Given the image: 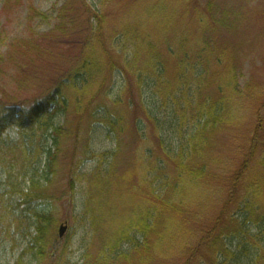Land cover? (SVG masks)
I'll use <instances>...</instances> for the list:
<instances>
[{"label": "rangeland", "instance_id": "obj_1", "mask_svg": "<svg viewBox=\"0 0 264 264\" xmlns=\"http://www.w3.org/2000/svg\"><path fill=\"white\" fill-rule=\"evenodd\" d=\"M160 1L166 2L167 7L178 8V24L171 27L172 21L166 24L149 18L140 32L166 36L159 49L167 61L170 78L178 74L181 54L173 52L180 48L181 41L187 44L184 50L194 56L184 62L181 82L159 89L158 84L157 87L152 84L157 61L153 58L150 60L153 63L147 66L142 58L133 62L132 57L135 50L153 44L146 45L145 41L139 48L132 45L137 42L132 39L135 32L126 29L119 17L139 8L150 10ZM84 2L92 6V13ZM208 5L212 8L211 15ZM95 14L104 17L105 23L95 18L97 35L91 40L90 27ZM138 20L145 22L147 18ZM207 35L212 37L210 47L216 49V54L210 58L211 62H206L210 59L198 62L193 59V52L201 49ZM175 36L180 38L177 43ZM83 59L93 61V65H89L85 76L72 89L66 90L68 111L44 117L41 120L44 126L35 133L44 147L39 149L40 159L30 164L39 169L38 181L45 183L47 175L51 180L50 184L45 183L48 199L39 203L42 208L54 209L51 213L54 221L47 228L44 241L38 242L39 247L57 248L58 253L65 249V259L73 264H81L88 253L94 254L98 239L93 243L92 223L86 220L89 215L84 212L86 207L96 205L87 202L88 184L74 183L76 173H91L101 156L108 161L117 151L118 143H121L115 155L118 171L144 169L149 162L144 152L150 153L154 161L156 153L160 154L162 138L156 133L154 119L148 118L144 110V104H151L164 118L166 128L176 129L171 134L167 132L163 141L176 146L184 140L185 155H194L193 163H206L218 181L212 177L208 183L215 190L207 185L204 188L210 192L209 197L193 194L190 189L182 192L187 202L192 201L183 210L184 216L177 211L173 215V232L166 233L168 228L161 224V231H151L140 259L135 257L141 252H133L134 247L127 244L124 248L128 249L130 261L122 264H264V221L260 220L264 219V0H0V102L33 104L54 92ZM112 60L115 63L111 67ZM200 73L205 75L203 81L197 79ZM185 87L191 94L200 91L207 109L211 106L208 99H219L221 87L224 90L221 106L225 103L223 108L227 111L225 121L223 115L221 121L216 120L217 124L208 126L206 113L197 112V108L184 115L181 109L185 101L179 92ZM172 92L178 95L179 107ZM221 106L217 102L216 111ZM155 119L158 123L160 118L156 115ZM179 120L182 128L175 126ZM136 121L145 122L146 128L140 135L136 132ZM57 126H66L67 131L57 137L60 150L55 173L48 174L46 152L49 147H57L51 136ZM198 128L203 131L199 135L202 145L191 152L188 138ZM34 137L33 131L21 132L13 126L0 145V216L4 210L9 215L0 223V264H15L25 251L24 260L29 263L38 251L28 250L37 236L36 217L20 209L8 213L7 207L21 200L19 189L31 187L26 177L32 178V172L26 173L34 166L21 169L24 161L21 148L16 145ZM132 160L135 164L128 169ZM164 163L172 184L177 185V171L169 161ZM147 169L154 179V164ZM12 171L19 176L17 181L8 178ZM158 175L159 183L163 182L162 175ZM143 179L140 174L132 175V181L142 183ZM233 182L238 184L234 198L229 187ZM258 186L263 187L261 203L252 193ZM179 187L180 184L174 187V200L179 197ZM249 195L258 200L252 202ZM250 204L255 205L254 210H250ZM123 213L127 216L125 210ZM17 217L22 220L13 222ZM65 220L69 229L59 237V226ZM225 247L227 253L222 252Z\"/></svg>", "mask_w": 264, "mask_h": 264}, {"label": "trees", "instance_id": "obj_2", "mask_svg": "<svg viewBox=\"0 0 264 264\" xmlns=\"http://www.w3.org/2000/svg\"><path fill=\"white\" fill-rule=\"evenodd\" d=\"M154 14L155 17H157V20H161L163 23L165 22L168 24L170 21L177 20V14L172 15L170 13L169 7L167 5H157L152 6L150 9ZM208 12L211 15L212 8L211 5H208ZM95 18L100 19L98 14L94 15V19L91 21L92 27H95L96 22ZM127 29V28H126ZM130 29V28H128ZM95 34V33H94ZM212 41L211 35H207L204 38L203 44L201 46V49L193 52L195 54L196 61L204 62L212 57H215L216 49H211L210 44ZM207 45H205V44ZM187 47V44L183 41H181L180 48L173 52L176 55L181 54L180 61L177 65L178 68V74L175 78H170L168 73V64L167 61L163 59L162 51L158 47H154L153 45H150L149 47H143L142 50L138 49L135 50L132 55L133 62L137 61L138 59L142 58L144 64L147 66L151 65L153 62H150L151 59H155L157 61V71L155 79H152L153 86L158 88H168V87H174V83L179 81L181 82L183 79V75L181 74L183 72V66L184 62L191 59L192 56L189 51L184 50V48ZM149 49V50H148ZM160 51H159V50ZM147 50L149 53H147ZM154 51V52H153ZM197 52V53H196ZM173 53H170V56H173ZM202 57V59H201ZM217 59H220L219 56H216ZM161 59V60H159ZM213 60V59H212ZM211 59L206 62H211ZM93 61H90L89 59H83L82 61H79L81 63V67H83L82 72H80L79 69H75L76 67H73L67 74V77L65 79H62L60 84L56 87L54 92H51L49 94H45L42 96V99H36L33 104L26 105L22 103H2L0 102V132H2L3 128L11 125L16 126L20 129L21 132H28L29 130L35 133L38 132L40 127L44 126L43 122L41 121L44 117L52 116L54 113H58L61 111H68V100L66 96V90L72 89L73 85H76L78 83V79L82 76L84 77L89 69V65L92 64ZM90 65V66H91ZM196 70L195 67L191 69L192 72ZM198 71V69H197ZM128 75V73H127ZM149 78V77H147ZM152 77H150L151 80ZM205 78V75L200 73V75L197 77L199 81H203ZM170 80L172 83H170ZM156 81V83H155ZM63 82H65V90L64 93L61 89ZM188 87V86H187ZM187 87L182 88L181 92H179V96H181V100L185 101V105L182 107V112L185 115L188 111L196 109L199 113H206L204 115H207L208 121L207 125L210 126L211 124H217L216 120L219 119L221 121V117H223V121H225V115L227 113L226 109L223 108L225 103L222 104L221 102L223 99V89L220 87V97L217 101L208 99L210 101V108H206L207 101L201 98L200 91L193 92V94L189 93L187 91ZM160 89V88H159ZM176 88L172 89V91L176 90ZM172 95L176 98V104L179 107L178 103V95L175 92H172ZM160 98V97H159ZM163 100L160 98V101ZM164 101V100H163ZM221 106L216 111V104ZM149 103V102H148ZM150 104V103H149ZM198 104V107L196 105ZM145 112L148 116V118L154 119V122L156 124V133L161 136L162 143H160V149L165 148H172L173 146H168V141H163V138H166V133H170L171 131H174L176 129L170 130L169 127L166 128V122H162L161 119H159L158 123L155 119V116L157 115V109L155 106L144 104ZM159 111V110H158ZM156 112V113H154ZM176 112V109H175ZM217 113V115H216ZM177 114V112H176ZM209 114V115H208ZM178 116V115H177ZM178 128H182V125L180 123V120L176 125ZM136 132L143 133V129H145V122L142 121H136L135 123ZM50 130V129H49ZM48 130V131H49ZM67 129L66 126H57L55 129H52L51 136H53L54 142L57 147L53 148H47L46 152V166H48L50 173H55L54 166L56 165V158L57 154L60 150V146L58 145L57 137L64 135L66 133ZM124 132L123 129L120 130V132ZM202 132L200 131V128H198L195 133L191 134V140L188 141L190 143L191 152L195 149H198L200 145H202V141L200 139V136H202ZM171 134V133H170ZM200 135V136H199ZM181 141L179 145H176L178 147H181L180 152H176L173 155L170 154H160L155 152V149H152L153 155L156 153L154 161L152 160V155L150 153H143V156L149 159V162L145 165L144 172H136L132 171V169L128 170L123 178V181L121 183L115 182V175L117 172L116 169V161L113 163V165L109 168V170L103 175V177L100 180V184L97 186H91L89 183L88 187L89 190L87 192V202L93 203V205H96L94 207H87L90 209L88 215L93 217V223L96 227H98L99 230L103 232L100 239V244L95 246L96 249L94 254L88 253L86 255L85 260L81 264H122V261H126L129 263V252L128 249H125L124 247L128 244L129 248L132 245L134 247L132 249L133 252H141V254L137 255L135 259L141 257L143 254L146 242L149 243L150 240V233L154 229H161L159 228V225H163L164 227L168 228L165 230L166 233L170 234L173 232V221L172 217L176 216L177 213L181 216H184V209L189 206L186 197H182V193H180V189L178 190L179 197L177 200H174V195L176 191L174 190V187L179 185L180 186L183 183H186V181L192 182L193 179H199L201 174L208 171L206 167V163L203 161L201 163H193L192 159L193 156L191 153L185 155L182 143ZM2 142L0 141V145ZM121 144V143H120ZM199 146L197 147V145ZM182 145V146H181ZM18 147L21 149V158L24 161V166L21 168L27 169L28 166L32 164V162L36 159L39 160V149L42 146L41 143H35L34 139L26 141L25 139L17 142ZM35 146H38L37 152H35L34 148ZM30 148V149H29ZM159 149V148H157ZM119 151V148L114 153V155H117ZM159 151V150H158ZM190 151V150H188ZM155 152V153H154ZM28 156V157H27ZM165 162L169 161L170 163L174 164V169L177 171L179 175V182L177 185H173L171 178L169 175L165 172L166 171V165ZM31 163V164H30ZM35 163V162H34ZM154 164V167L156 168V171L154 173V179L150 178V174L146 171L148 166ZM13 166V165H12ZM34 168L31 171H28L26 174H30L32 172L33 177L30 178L31 180V187L29 190L25 189H19V195L21 197V200H19L17 203H12L7 206L10 210L13 209L14 212L17 209H20L22 211H29L32 212L33 215L36 217V220L38 222V226L36 228L37 236H35V243H32V247L28 250L37 251V254L35 253V256L33 260H31L29 263H26L24 260V255L26 254L25 251L19 258L16 260L15 264H49V261L54 257L56 258L58 256V249L57 248H50L45 247L44 245H41L39 247L38 242L44 241V237L46 235L47 228L50 227L51 223L54 221V217L52 214H48L45 212H41L36 209L39 204H37L38 200L42 199L46 196L42 195L38 192L44 191L46 188V184H50V178L49 176H45V183L40 182L37 180L36 174L38 173L39 169L35 168V165H32L31 167ZM14 166L12 167V170H14ZM20 169V170H21ZM141 175L144 177L142 183H138L137 187L133 186L137 191L131 192L127 194L126 191H124L126 185L130 183H134L136 181H132V175ZM162 175L163 182L159 183L160 175ZM129 175V177L126 179V176ZM131 175V177H130ZM233 184H235L233 182ZM158 187L157 189H155ZM143 188L142 190H140ZM180 188V187H179ZM230 192H232V196L236 194L235 188H230ZM263 187L258 186L252 190V193H254L258 199L262 195ZM232 198V197H231ZM230 198V200H231ZM234 198V196H233ZM249 199L252 200V202L257 201L258 199H253L252 196H248ZM138 202H141L138 204ZM260 202V199H259ZM174 203H176L174 205ZM179 203H181L179 205ZM261 203V202H260ZM121 205V208H118L117 205ZM186 205V206H184ZM255 205H249L250 210H254ZM130 208V209H129ZM125 210L124 215L123 211ZM252 212V211H251ZM253 213V212H252ZM114 215L117 217H114ZM129 215V216H128ZM7 216H9L6 212V210L3 211V214L0 216V220L7 219ZM11 216V215H10ZM112 220H109L111 219ZM117 219L118 224L112 223L111 221H114ZM162 219V220H161ZM22 218L17 217L13 218L12 221H21ZM261 221H264V219L260 218ZM163 221V222H161ZM140 225V226H139ZM118 226V229L114 231V228ZM139 226V228H138ZM139 229V232H136L135 230ZM136 232V234H135ZM148 237V238H147ZM46 245V244H45ZM49 246V245H46ZM60 255L56 262L53 264H73L72 261L68 258L65 259V249L61 250L59 252Z\"/></svg>", "mask_w": 264, "mask_h": 264}, {"label": "bare ground", "instance_id": "obj_3", "mask_svg": "<svg viewBox=\"0 0 264 264\" xmlns=\"http://www.w3.org/2000/svg\"><path fill=\"white\" fill-rule=\"evenodd\" d=\"M85 3V2H84ZM164 3H166V2H159L158 3V5L159 4H161V5H164ZM86 4V8H88V10H89V12H93V8H92V6L91 5H88L87 3H85ZM152 6H154V5H152ZM155 6H157V4L155 3ZM141 7V6H140ZM150 7H145V8H139V9H137V11L136 12H134V13H131V11H127L126 13H124V14H122L119 18L120 19H123V25L125 26V28H130V31L132 32V33H134L135 32V34H133L132 35V39L133 40H136L137 42H133L132 43V45H134V46H138V48L140 47V45H143V44H145V41H146V45H149V44H153V46L154 47H158L159 48V46H162L163 44H164V42H165V40H166V36L164 35V37H159V35H157V34H153V35H149V34H142V32H140V27L142 26V25H144L145 23H147L148 21H149V18L150 19H157V17H155V14L151 11V10H148ZM169 10H170V13L172 14V15H174V14H177V12H178V8H174L173 6H169ZM139 17L140 18H142V19H146L147 18V20L145 21V22H141V21H139L138 19H139ZM101 18V17H100ZM97 19V18H96ZM95 19V20H96ZM99 22L100 23H102V24H104L105 23V20H104V17H102L101 19H99ZM178 24V22H176V21H174V20H172V22H171V24H170V26L172 27V26H176ZM100 27V26H99ZM101 28V27H100ZM147 28V27H146ZM146 28H142L143 29V31L146 29ZM97 29V25L95 26V27H90V32L91 33H93V35H92V38H91V40H93V37H95L96 35L94 34V33H97L96 30ZM95 35V36H94ZM141 36H143V38H141ZM176 37V39H174L175 40V42L177 43V41L180 39L178 36H175ZM90 38V37H89ZM178 38V39H177ZM149 40H151V41H149ZM113 41H114V39L112 38V43H113ZM147 41H149V42H147ZM88 42V41H87ZM104 43L106 42V41H103ZM149 50V49H148ZM147 50V53H149V51ZM154 52V51H153ZM115 62L112 60V62L110 63V65H111V67L113 66V64H114ZM82 69L83 67H81V65L79 64V66H78V69ZM61 89H62V91H63V93H64V90H65V82H63V84H62V87H61ZM49 93H51V92H49ZM49 93H47V94H49ZM157 118L159 119H161L162 120V122H165V120H164V118H162V117H160L158 114H157ZM228 122H229V120H228ZM13 126H11V125H8V126H6V127H4L3 128V130H2V132H0V141L1 142H5V141H3L4 140V135H5V133L8 131V130H10L11 128H12ZM37 138H38V135H35V137L33 138L34 139V142L35 143H38L39 141H37ZM32 138H31V140H33ZM189 140H191V137L189 136ZM199 146V144L197 145V147ZM117 147L119 148V149H121V144L120 143H118L117 144ZM38 148V146H35V149H37ZM148 148V147H147ZM146 148V149H147ZM30 149V148H29ZM181 147H178V146H173L172 148H163V149H161V154L162 155H164V154H170V155H173V154H175L176 152H180L181 151ZM28 157V156H27ZM87 157V154H85V158ZM110 158H109V160L108 161H106L105 162V159H103V157L101 156V158H102V160L98 163V165L92 170V172L91 173H87L88 175H86V174H81V172L79 173V171H77V173H76V177H75V180H74V183L76 182V181H79V183H81V184H89V183H94V184H91V186H97V185H99L100 184V180H101V178L103 177V175L109 170V168L113 165V163L115 162V155L114 154H112V155H110L109 156ZM85 160V159H84ZM78 162H80V161H78ZM134 164H135V162L132 160V162H130L129 164H128V169L129 168H131V167H133L134 166ZM172 166H174V164L172 163L171 164ZM148 168H149V166H148ZM25 169V168H24ZM23 169V170H24ZM151 169V168H150ZM138 172H144V169H139V170H137ZM147 172H150V170H146ZM16 172V171H15ZM15 172L14 171H12V173H9L8 174V178H10V179H12V180H15V181H17V179L19 178V176L17 175V174H15ZM126 172H127V169L126 170H124V171H122V172H120V171H118L117 170V172H116V175H115V182L116 183H121L122 181H123V178H124V176H125V174H126ZM151 172H153V171H151ZM25 176V175H24ZM26 177V176H25ZM212 177H214V179L212 178ZM216 177H218V176H216L215 175V173H214V171L213 170H209V171H207V172H205V173H203V174H201V176H200V178L199 179H193V181L192 182H190V181H188V182H186V183H183L181 186H180V193H182V192H188L189 191V189L192 191V193L193 194H196V193H199L200 195H205V197H209L211 194H210V192L207 190V189H204L205 187H206V185L209 187V188H211V189H213V190H215V188L213 187V186H210V185H208V183H209V181L211 180V179H213V180H215V181H218L217 180V178ZM28 180H31L30 178H28V177H26ZM221 182V181H220ZM137 184H138V181H136V182H134V183H130V184H128V185H126V187H125V189H124V191H126V192H136L137 190L133 187V186H136L137 187ZM229 187L230 188H237L238 187V184H233V185H229ZM74 188V187H73ZM158 187H156L155 189H157ZM143 188H141L140 190H142ZM38 193H40V194H42V195H45L46 194V191L44 192V191H40V192H38ZM189 194H191V192L190 193H188V195ZM187 195V196H188ZM48 199V196H47V194H46V196L45 197H43L42 199H40V200H38V202H37V204H39V206H37L36 207V209L37 210H39V211H41V212H45V213H48V214H51L52 213V210H54L53 209V207L51 206V209L48 207V209L49 210H47V209H45V208H42V203H39V202H41V201H46ZM191 201L192 200H189L188 201V204L190 205V203H191ZM176 203H174V205H175ZM181 203H179V205H180ZM76 206H74V208H75ZM118 208H121V205H118L117 206ZM130 209V208H129ZM51 211V212H50ZM89 211H90V209L89 208H87L86 207V209H85V215H87L88 213H89ZM114 217H116L115 215H114ZM86 218V220H89L91 223H92V228H91V230H90V232H91V234H94L95 235V238H94V240H93V243H96V240L98 239V243L97 244H100L99 242H100V239H101V235L100 234H103V232L101 231V230H99L98 229V227H96L95 226V224L93 223V217L92 216H89V217H85ZM117 218V217H116ZM109 220H112V218L111 219H109ZM1 221L2 220H0V223H1ZM16 222H18V221H15V223ZM112 223H114V225L115 224H118V222H117V219L116 220H114V221H111ZM69 223H68V221L67 220H65L63 223H61L60 224V226H59V230H58V233L60 232V227L62 226V225H67V226H69L68 225ZM140 226V225H139ZM139 226H138V228H139ZM8 227H11V223L8 221ZM118 229V226H116L115 228H114V231H116ZM136 232H139V229H136L135 230ZM136 232H135V234H136ZM60 237V236H59ZM46 245H48L47 243H45ZM230 250V249H229ZM231 251V250H230ZM222 252H228L227 251V248L225 247L224 248V250L222 251ZM59 255H60V253H58V256L56 257V258H52L50 261H49V264H53L54 262H56L57 261V259H58V257H59Z\"/></svg>", "mask_w": 264, "mask_h": 264}, {"label": "water", "instance_id": "obj_4", "mask_svg": "<svg viewBox=\"0 0 264 264\" xmlns=\"http://www.w3.org/2000/svg\"><path fill=\"white\" fill-rule=\"evenodd\" d=\"M67 228H68L67 225H62L60 227V232H59L60 233V236H63L64 235V233L66 232Z\"/></svg>", "mask_w": 264, "mask_h": 264}]
</instances>
